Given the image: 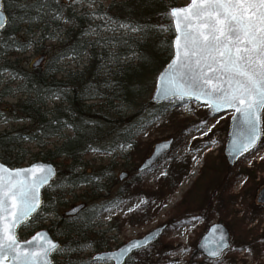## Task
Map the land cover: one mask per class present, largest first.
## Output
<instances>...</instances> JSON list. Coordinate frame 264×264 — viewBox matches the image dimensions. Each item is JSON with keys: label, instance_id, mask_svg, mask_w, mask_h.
<instances>
[{"label": "trees", "instance_id": "trees-1", "mask_svg": "<svg viewBox=\"0 0 264 264\" xmlns=\"http://www.w3.org/2000/svg\"><path fill=\"white\" fill-rule=\"evenodd\" d=\"M46 3L55 7V0H4L8 24L0 33V99L22 95L11 108L22 123L14 130L0 132V160L11 167L23 166L27 158L23 143L35 142L41 151L33 160L54 163L58 168L56 179L64 177L63 186L72 190L83 184L88 186L71 202L97 200L110 188L101 182L106 175L86 168L85 158L102 143H109L110 151L135 148L141 132L163 112L166 104L152 107L150 101L149 94L156 85L152 76L159 75L173 57L175 30L170 8L181 5L179 0H113L106 7L101 4L98 14L115 28L108 35L99 34L92 39L85 29L86 15L64 8L63 16L72 15V22L55 21L50 8L41 9ZM161 23L167 26L165 33L160 31ZM21 31H38V40L43 42L55 33L62 36L46 67L38 65L27 70L17 60H11L13 53L26 52V45L32 44L31 39L18 37ZM67 58L82 59V66L62 69L60 66H66ZM59 70L65 74L60 76ZM5 72L10 73L6 76ZM10 74L17 78L10 80ZM16 81V88H10L9 83ZM54 100L58 102L49 107ZM69 128L72 133L66 134ZM55 129L59 132L47 134ZM66 165L68 170L62 174L61 166ZM53 183L43 190L44 201L39 211L19 227L21 238L40 228L37 221L44 217L41 212L53 211L51 197H61L60 193H49ZM85 209L73 216L64 214L58 221L51 219L47 226L66 247L70 261L63 260L62 264H84L77 254L88 243L98 249L111 248V239L105 240L102 232L96 230L97 225L92 224L98 212L92 219L84 218ZM57 256L58 251L54 259Z\"/></svg>", "mask_w": 264, "mask_h": 264}, {"label": "rangeland", "instance_id": "rangeland-1", "mask_svg": "<svg viewBox=\"0 0 264 264\" xmlns=\"http://www.w3.org/2000/svg\"><path fill=\"white\" fill-rule=\"evenodd\" d=\"M112 1L98 0V3L106 7ZM67 2L60 0L63 5ZM189 3L190 0H179L181 6ZM64 8L65 11L70 9L78 14L96 12L94 16L86 15L88 26L85 29L92 35V39L95 35H108L115 28V25L104 22L105 18H101L99 9L95 7ZM99 22L103 24H98ZM161 27L160 31L165 33L166 24L161 23ZM36 33L19 32L18 37L25 41L31 39L32 44L26 52L16 51L11 56V60H17L27 70H33V63L42 56L44 60L38 67H46L62 37L55 33L54 37L43 42L38 40L39 32ZM82 61L67 58L64 60L66 66L60 67L75 69L82 66ZM59 71L60 76L65 74V71ZM9 73L5 72V75ZM157 77L158 74L153 75L152 81L155 78L157 81ZM17 83L18 81L9 83L10 88H16ZM155 87L149 94L152 107L158 105L151 100ZM21 97L17 93L0 99V132L11 131L21 125L22 122L11 112L12 105ZM55 102L58 100L50 102L49 107ZM164 104L166 107L161 115L141 132L135 148L110 151V144L102 143L86 156L88 170L106 175L101 182L104 181L110 190L102 193L104 197L85 200L86 202H71V198L81 195L88 186L83 184L72 190L71 187L63 186L64 177L58 178L54 180L49 193H60L61 197L56 200L54 196L51 197L50 206H53V211L41 212L44 217L37 221L40 228L36 230L47 228L51 219L58 221L65 211L85 202L87 206L82 217L92 219L93 214L98 212L92 224L97 225L96 230L102 232L105 240L111 239V248L107 246L98 249L93 243L86 244L77 254L84 264H112L93 260V256L100 251L116 249L132 239L141 238L164 224L167 228L160 239L135 252L127 264H264V204L257 202L259 192L264 188V111L262 137L256 148L230 165L225 148L233 111L213 116L206 106L196 101L170 100ZM142 108L143 106L139 107L138 112ZM201 120H206L207 125L197 130L194 125L200 124ZM213 124L215 127L208 132V127ZM203 132H208V135H202ZM65 133H72V130L69 128ZM171 138L174 140L172 149L151 169L139 172V166L152 152L155 144ZM23 147L27 150L24 165L38 161L33 160V157L41 148L35 142H24ZM67 170V165L61 166L62 174ZM122 172H127L128 175L121 181L119 176ZM193 217L199 218L193 220ZM214 222H222L228 227L231 247L220 259L210 261L196 251V246L209 225ZM21 232H25V229ZM63 260H68L66 247L59 249L55 259L57 264H62Z\"/></svg>", "mask_w": 264, "mask_h": 264}, {"label": "snow or ice", "instance_id": "snow-or-ice-1", "mask_svg": "<svg viewBox=\"0 0 264 264\" xmlns=\"http://www.w3.org/2000/svg\"><path fill=\"white\" fill-rule=\"evenodd\" d=\"M65 6L101 7L98 0H68L66 5L55 0V7L46 3L41 9L50 8L55 21L71 23L72 15L63 16ZM4 8L5 4L0 3V30L5 29ZM83 14L94 16L96 12ZM170 15L175 18L178 33L175 54L158 78L156 98L173 102L194 99L202 102L213 116L234 109L233 152L243 155L255 149L264 111V0H190L187 6L171 7ZM30 46V43L26 45ZM9 78L17 77L10 74ZM206 125L207 121L201 120L194 127L200 130ZM214 127L215 124L209 126L208 132ZM57 132L59 129L47 134ZM52 175L53 169L46 165L15 170L0 165V264H47L49 254L59 251L58 243L43 234L22 245L13 231L39 208L38 192ZM141 246L140 241L130 243L119 250V256L109 255L107 259L120 264L124 253ZM201 247L218 260L226 249L230 250V243L221 233L211 246Z\"/></svg>", "mask_w": 264, "mask_h": 264}, {"label": "water", "instance_id": "water-1", "mask_svg": "<svg viewBox=\"0 0 264 264\" xmlns=\"http://www.w3.org/2000/svg\"><path fill=\"white\" fill-rule=\"evenodd\" d=\"M0 3H3V0H0ZM185 6H187V5H185ZM179 7H182V6H179ZM179 7H177V8H179ZM3 11L5 12V27H6L7 22H8V15H7L5 9H3ZM172 19H173L174 28H175V38H174V43H173V46H174V54H175V39H176V36L178 35V33L176 31L175 18L172 17ZM1 31L2 30H0V32ZM173 59H174V55H173L172 59L162 69V71L158 75V78H159V76L162 73H164L166 71L168 64L171 63ZM43 60H44V56L40 57L36 62H34L33 66L34 67H37L38 65H40L43 62ZM158 78H157V82H158ZM157 82H156V85H157ZM156 96H157V89L155 87V90H154L153 95H152V102L153 103H155V104H162L164 102L170 101V100L164 99L162 97L161 98H156ZM186 100H189V99L186 98ZM190 101H195V100L193 99V100H190ZM198 103L202 104V102H198ZM230 110L231 111H234V109H229L227 111H230ZM262 112H261V121H260V125H259L260 139L262 137ZM222 113H225V112H221V113H218L216 115H220ZM235 132H236V124L231 119L230 126H229V132H228L229 138H228V141L226 143V149H225V155H226L227 160H228V162H229L230 165H234L235 162L240 157H242L244 154L248 153V152H245L243 155H238V154H236V153L233 152L232 143L231 142L233 140V134ZM260 139L258 140V142L260 141ZM173 143H174V140L172 138L171 139H166V140H163V141H160V142L156 143L155 146H154V148H153V150H152V152L150 153V155L147 156L142 161L141 165L139 166V171L140 172H144L146 170L151 169L162 157H164L165 154H167L172 149ZM0 165H3L6 169H11V170H15V169H27V168L32 167L33 165H46V166H51V168L53 169V175L50 177L48 184H45L44 186H42L40 188L39 192H38V198L40 200V206H39V208L35 212H33L31 214V216L27 220L20 222L18 224V226L13 231L17 235L18 241L22 245H23V243L25 241L31 240L37 234H43L48 239H51V240L57 242L58 245L61 247V242L59 240L55 239L52 236V234L50 233L49 229H47V228L40 229V230L36 231L33 235H31L27 239H20L19 236H18V228L20 227V225L23 224V223H25L29 219H31L32 216L42 206V203H43V195H42L43 190L46 187H48L52 183V181L57 177L58 170H57L56 165L54 163L47 162V161H42V160L35 161V162H33V163L29 164V165H26V166H19V167H11V166L7 165L6 163H4L2 161H0ZM127 175H128L127 172H122L120 174V176H119V179L120 180H124L127 177ZM257 200H258L259 203L264 204V188H262L260 190L259 196H258ZM84 206L85 205L83 203L82 204H79V205H76L75 207H73L70 210H68L65 214L66 215H75L78 212H80L84 208ZM166 228H167V225L164 224L162 226H159V227L151 230L149 233H147L146 235H144L141 238H135V239H132V240H130V241L122 244L117 249L108 250V251L106 250V251L98 252L97 254H95L93 256V260L106 261V262H112V264H117V261H115V260H109V259H107V257L109 255L119 256V250L120 249H122L125 246L129 245L130 243H133V242H136V241L142 242V246L141 247L133 248L131 251L124 253L123 257H120V264H126L127 260L130 258V256L133 253H135L136 251L141 250L143 248H146V247L152 245L153 243H155L156 241H158L159 238L163 235V233L166 230ZM214 229H215V231H213ZM221 233H223L226 236V238L228 239V241L230 243V246H231V235H230V231L227 228V226L224 223H222V222H215V223L211 224L209 226L208 230L206 231V233L202 236L201 240L199 241L198 249L201 250V252L205 256H207L208 258H210V259H216V258L210 257L207 254V251L205 250V248L201 247V245H209V246H211V242L215 238H218ZM54 253L55 252L50 253L49 256L46 258L47 264H56L55 261H54V259H53V254Z\"/></svg>", "mask_w": 264, "mask_h": 264}, {"label": "flooded vegetation", "instance_id": "flooded-vegetation-1", "mask_svg": "<svg viewBox=\"0 0 264 264\" xmlns=\"http://www.w3.org/2000/svg\"><path fill=\"white\" fill-rule=\"evenodd\" d=\"M202 236H203V235H202ZM201 238H202V237H201ZM201 238H200V240H201ZM200 240H199V241H200ZM198 244H199V242L197 243V246H196V249H197L196 251H197L198 253L202 254L206 259H208V260H210V261H216V260H217V259H209V258H207V257L201 252V250L198 249ZM224 253H225V252H224ZM224 253H223V254H224ZM222 256H223V255H222ZM222 256H221V257H222ZM219 259H220V258H219Z\"/></svg>", "mask_w": 264, "mask_h": 264}]
</instances>
